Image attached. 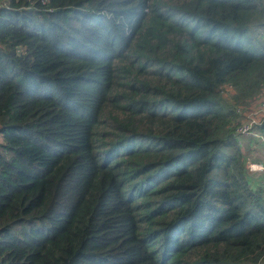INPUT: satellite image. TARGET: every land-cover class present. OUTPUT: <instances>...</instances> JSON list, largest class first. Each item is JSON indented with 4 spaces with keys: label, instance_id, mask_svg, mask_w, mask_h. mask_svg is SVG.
I'll use <instances>...</instances> for the list:
<instances>
[{
    "label": "trees",
    "instance_id": "trees-1",
    "mask_svg": "<svg viewBox=\"0 0 264 264\" xmlns=\"http://www.w3.org/2000/svg\"><path fill=\"white\" fill-rule=\"evenodd\" d=\"M261 90L264 0H0V264H262Z\"/></svg>",
    "mask_w": 264,
    "mask_h": 264
},
{
    "label": "built area",
    "instance_id": "built-area-1",
    "mask_svg": "<svg viewBox=\"0 0 264 264\" xmlns=\"http://www.w3.org/2000/svg\"><path fill=\"white\" fill-rule=\"evenodd\" d=\"M8 4V2H4ZM240 111V109H238ZM264 118V98L259 99V101L250 107L245 112L244 121L239 124L235 129V136L238 138L240 144L243 143L246 137L256 138L260 140L262 146H264V135L260 133L256 126L261 123ZM250 171L264 174V162L262 161H250L248 163Z\"/></svg>",
    "mask_w": 264,
    "mask_h": 264
},
{
    "label": "crops",
    "instance_id": "crops-1",
    "mask_svg": "<svg viewBox=\"0 0 264 264\" xmlns=\"http://www.w3.org/2000/svg\"><path fill=\"white\" fill-rule=\"evenodd\" d=\"M245 145L248 146L249 153L252 154V161H262L264 162V148L254 139L248 137L246 139ZM257 154V155H255ZM257 177V180L264 186V174L253 172ZM264 264V261H263Z\"/></svg>",
    "mask_w": 264,
    "mask_h": 264
},
{
    "label": "rangeland",
    "instance_id": "rangeland-1",
    "mask_svg": "<svg viewBox=\"0 0 264 264\" xmlns=\"http://www.w3.org/2000/svg\"><path fill=\"white\" fill-rule=\"evenodd\" d=\"M263 95H264V90H261L257 95H255L254 97H252L249 100V105H248V108L247 109L250 110L249 106L251 107L252 105L256 104L259 101V99H261L262 97H264ZM251 160H252V157L250 158L249 161H251ZM262 264H263V262H262Z\"/></svg>",
    "mask_w": 264,
    "mask_h": 264
}]
</instances>
